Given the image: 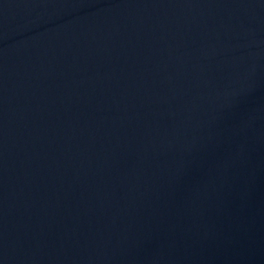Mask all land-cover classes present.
Here are the masks:
<instances>
[{"label": "water", "instance_id": "1", "mask_svg": "<svg viewBox=\"0 0 264 264\" xmlns=\"http://www.w3.org/2000/svg\"><path fill=\"white\" fill-rule=\"evenodd\" d=\"M0 264H264V0H0Z\"/></svg>", "mask_w": 264, "mask_h": 264}]
</instances>
